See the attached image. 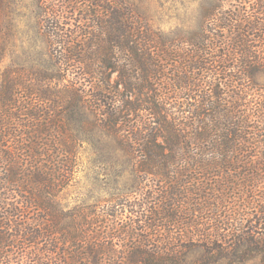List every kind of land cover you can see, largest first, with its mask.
Wrapping results in <instances>:
<instances>
[{
    "label": "trees",
    "instance_id": "1",
    "mask_svg": "<svg viewBox=\"0 0 264 264\" xmlns=\"http://www.w3.org/2000/svg\"><path fill=\"white\" fill-rule=\"evenodd\" d=\"M54 1L59 3L47 5L46 26L65 13L74 20L76 12H83L88 32L78 31L73 38L64 29H50L57 54L52 74L41 71L30 80L0 74V264H184L181 245L195 240L189 230L202 241L201 264L230 260L240 240L245 251L257 252L249 248L254 244L249 221L235 236L220 232L232 225L227 213L222 220L210 218L211 234V227L199 229L195 214H211L231 189L246 194L264 182V160L253 161L264 151V86L257 80L264 73V18L259 8L224 12L215 0L210 18H218V29L229 30L232 42L226 45L233 48L231 57L224 54L228 59L217 62L206 49L216 31L210 18L204 21L209 31L204 27L197 41L190 39L198 47L181 52L125 0H85L84 6L78 0ZM15 8L14 0H0V59ZM77 70H84L82 80H98L100 125L133 156L137 172L156 177L155 196L143 192L146 203L125 205L144 223L133 221L119 230L105 219L109 224L97 230L106 225L104 214L94 217L96 212L62 205L78 173L83 141L72 134V120L85 96L76 89L83 83L69 81L71 91L61 83ZM114 74L118 78L112 82ZM24 94L38 103H22ZM21 112L31 122L25 123ZM84 127L77 125L79 132ZM185 205L190 209L183 210ZM148 206L146 213L132 211ZM259 225L264 227V221ZM118 230L131 239L127 252L111 244ZM257 245L264 256V239Z\"/></svg>",
    "mask_w": 264,
    "mask_h": 264
},
{
    "label": "rangeland",
    "instance_id": "2",
    "mask_svg": "<svg viewBox=\"0 0 264 264\" xmlns=\"http://www.w3.org/2000/svg\"><path fill=\"white\" fill-rule=\"evenodd\" d=\"M64 1L68 2L71 0ZM78 1L83 6L87 4L85 0ZM125 2L147 21L152 30L164 42H173L177 47L175 50L179 49L181 52L183 50H195L198 47H193L190 42L192 39L198 40V37L204 31V27L207 30L209 29L208 23L205 24L206 22H204L205 17L210 18L215 9V0H125ZM58 3L54 0H14L16 8L12 15L13 25L5 29V48L0 59L1 75L12 74L19 80L25 77L30 80L35 79V74L41 71L46 74H52L57 54L50 44L48 36L50 29L52 27L59 29V31L64 29L65 33H73V38L78 31H82V35L86 31L88 32L82 20L85 17L83 12H76L74 20L65 13L62 19L46 26L44 20L48 12L50 13L48 8H51L47 7V5ZM218 3L224 12L231 11L235 13L243 9L250 11V8L253 10L259 8V12L262 13L261 18H264V0H218ZM59 10L63 12L61 8ZM68 12L73 11L69 10ZM209 24L216 30L211 35V45L206 47L211 53L209 59L217 62L228 59L225 56H229L233 50L231 46L226 45V43L232 42L229 38V30L218 29L217 27L220 23L216 17H211ZM54 32L57 33L56 30ZM93 32L96 33L98 31L93 30ZM218 33H221V38L214 36V34ZM76 43V45H80V43ZM88 57L93 58L94 55ZM217 62L214 66L219 65ZM83 68H88V66L84 65ZM83 71L77 70L74 74L75 76L70 75V77H67V81L61 83L62 87L67 85L65 89L69 91L73 89L68 87L69 81L77 80L83 83V86H78L76 89L85 96L83 109L72 120V124L76 125V131L73 129L72 134L83 141L77 155L76 171L78 173L71 186L62 196V205L68 210L84 209L88 215H91V212H96L94 217L104 214L105 218L103 220L106 225L101 224L100 227H97V230L102 229L103 231L109 224L110 219V224L114 225L116 229L119 228V230L123 229V226L130 225L133 221L144 223L142 218L131 212V209L125 207V205L126 203H137L139 205L146 203L143 199V192L155 196L154 191L157 187L152 181L156 180V177L137 172L136 160L133 156L120 145L117 138L112 137L100 125L101 110L98 103V80L92 78L87 81L82 80V77H84ZM117 78L118 75L114 74L112 82L117 81ZM257 80L261 86H264V73L257 74ZM254 89H257V87H254ZM29 102H32L34 106L38 103L36 98L28 99L24 94L22 103L29 104ZM20 116L25 123L31 122L29 116L24 115L22 112ZM77 125L85 127L79 132ZM259 154L260 156L254 158L253 161L264 160V151L261 150ZM260 175L264 178V174ZM141 181H143L142 184L140 183ZM239 190L231 189V191H227V201L224 204L219 202V204L212 206L210 209L211 214H195L196 220L195 218L194 220L199 222V229L203 227L204 230L211 227L212 229L207 231V233L212 234L214 229L213 221L210 218L217 217L222 220L223 218H220V216L223 217L227 213L225 215L226 222L229 221L232 225L220 232L224 235L234 234L235 236L240 235L235 230L244 225L243 221H249V227H252L251 230H253L249 239L254 241V244L250 245L249 248L251 250L257 249V252L245 251V242L240 240L237 243V247L232 252H228L232 253L230 260H221L215 264H264V256L259 253L263 248L257 245V242L264 239V227L259 225L260 220L264 221V182L255 185L251 192L247 193L245 191L246 194ZM212 192L215 194L214 191ZM232 193L236 195H232ZM241 196H245V202H239L238 198ZM149 207H144L143 209L134 208L132 211L146 213L145 210L148 211ZM184 209L189 210L190 207L185 205ZM112 214L115 217H109ZM105 219L109 221H105ZM91 224L89 226H92ZM119 230L116 232L117 238L114 241L112 240L111 244L113 243L114 248L119 252H127L131 239L121 234ZM186 233L189 237H194L195 240L185 241L181 245L182 249H184L181 254L185 253L184 264H201L204 252L201 247L202 241L198 242L199 235L193 233L192 230ZM185 249L190 250L185 252ZM237 257L240 258V261L237 260ZM209 263L214 264L213 262Z\"/></svg>",
    "mask_w": 264,
    "mask_h": 264
}]
</instances>
